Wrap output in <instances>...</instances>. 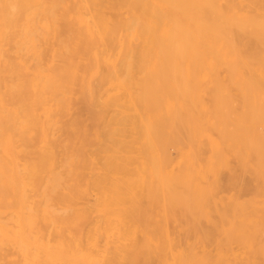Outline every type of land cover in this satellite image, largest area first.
Instances as JSON below:
<instances>
[{
    "label": "bare ground",
    "instance_id": "obj_1",
    "mask_svg": "<svg viewBox=\"0 0 264 264\" xmlns=\"http://www.w3.org/2000/svg\"><path fill=\"white\" fill-rule=\"evenodd\" d=\"M0 264H264V0H0Z\"/></svg>",
    "mask_w": 264,
    "mask_h": 264
},
{
    "label": "rangeland",
    "instance_id": "obj_2",
    "mask_svg": "<svg viewBox=\"0 0 264 264\" xmlns=\"http://www.w3.org/2000/svg\"><path fill=\"white\" fill-rule=\"evenodd\" d=\"M96 196L95 195H91V196H89V198H90V200H92V201H94L96 198H95ZM95 210V211H94ZM95 212L96 213H99V211L98 210H96V208H93V210L92 211H90V215L92 216V217H95V215L96 216H98V215H100V213L97 215V214H95ZM91 218V217H90Z\"/></svg>",
    "mask_w": 264,
    "mask_h": 264
}]
</instances>
